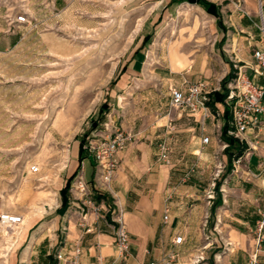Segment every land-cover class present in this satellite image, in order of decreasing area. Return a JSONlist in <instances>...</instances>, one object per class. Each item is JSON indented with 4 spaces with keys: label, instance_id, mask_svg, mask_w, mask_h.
<instances>
[{
    "label": "crops",
    "instance_id": "0c3cea01",
    "mask_svg": "<svg viewBox=\"0 0 264 264\" xmlns=\"http://www.w3.org/2000/svg\"><path fill=\"white\" fill-rule=\"evenodd\" d=\"M162 2L164 6L148 25L133 55L122 66L107 93L115 103L114 111L110 114L109 130L121 128L134 135V140L119 154L120 164L110 191L96 186V161L93 155L86 150L81 161L80 144L75 145L62 172L64 184L59 189L58 204L50 211L46 209V213L38 218L29 217L33 224L28 228L23 227L18 235H13V241L18 240L17 248L13 252L11 242L9 252L1 253L0 264H165L166 259L173 255L176 258L172 264H250L257 248V224L264 211V131L250 130L246 135L248 141L244 142L247 150L250 144L256 148L244 167L256 177H249L245 173L238 178L232 174L229 181L224 179L228 181L227 184L220 180L215 200L210 204L207 193L214 183H210L205 175L209 173L211 165L216 164L218 154L221 153L223 157L221 167H226L223 163L228 162L222 147L227 144L222 140V129L226 123L225 110L230 108L220 103L215 107L208 104L211 115L206 119L203 112L195 115L185 113L179 117L170 112L163 117V108L158 106L155 96L138 97L146 100L141 103L143 110L140 106L137 108V101L133 98L137 91H134L132 82L142 73L138 67L140 57L145 54L144 39L151 36L161 19L171 15L172 0ZM214 4L220 18L200 9L201 16L194 12V17L197 22L209 20L213 51L219 46L218 59L211 53L195 55L197 50L194 47L185 52L193 44L201 42L197 40L198 32H193L191 36L181 33L184 37L181 45L180 38L172 44L181 47V53L188 57V61L183 59L182 63H188L179 70L169 68L163 71L169 90L174 87L186 89L204 82L211 93L222 91V81L231 73L233 78L236 76L235 62H251L255 47L263 46L261 34L254 23H259L260 13L264 17V0H217ZM240 4L252 15L251 18L237 9ZM6 42L10 49L18 45L12 39ZM183 73V82L173 80L172 75ZM249 74L255 82L258 81L251 72ZM146 89L150 90L148 95H154L152 87ZM146 89H142L140 94ZM148 97L153 101L149 103ZM8 100L7 96L0 98L2 107ZM148 107H152L155 113H145ZM2 113L7 118L4 123L11 124L14 119L11 108L4 107ZM93 136L96 134L93 133ZM207 136L210 143L203 145V138ZM186 139L188 144L185 147H177V143ZM163 141L176 143L171 148L172 160L181 151L204 160L205 165H200V174L204 178L196 176V170L192 168L187 173L189 181L183 179L181 183L176 178L177 172L185 169L176 167L174 161L170 165L162 160L159 146ZM8 149H1L0 152L5 153ZM206 150H209L212 158L204 159ZM233 169L234 163L231 170H222V179ZM80 177L88 186L91 196L72 197L70 190L65 199L66 206L63 207L61 190L69 179L73 178V186ZM119 210L123 213L129 234V250L126 253H121L116 244L114 220ZM167 211L169 220L165 221ZM179 236L184 238V243L175 245L174 241ZM262 239L258 253L260 264H264V230ZM58 254L63 255V260L57 259Z\"/></svg>",
    "mask_w": 264,
    "mask_h": 264
},
{
    "label": "rangeland",
    "instance_id": "374dc122",
    "mask_svg": "<svg viewBox=\"0 0 264 264\" xmlns=\"http://www.w3.org/2000/svg\"><path fill=\"white\" fill-rule=\"evenodd\" d=\"M162 3V0H0V98L10 99L4 107H10L14 117L11 124L4 123L7 118L0 102V114L4 115H0V151L10 148L0 152V214L7 212L22 216L23 221L28 219L20 229L6 228L9 233L30 227L33 221L29 217L38 218L46 209L56 207L59 189L64 184L62 172L74 146L85 141L86 147L94 138L93 133L109 129L115 103L107 93L148 25L164 6ZM172 3L171 15L160 20L144 47L145 54L140 57L138 67L142 73L132 82L137 91L133 94L137 108L143 110L141 103L146 102L138 97L155 96L158 106L163 108V117L170 112L178 115L170 108L171 91L163 73L171 68L170 51L176 47L172 42L184 38L183 33L191 36L198 32L201 44L195 43L185 52L194 47L195 55L211 53L218 59L220 54L218 45L213 51L209 20L197 22L194 17V12L201 16L199 12L204 9L187 2ZM23 13L29 23L15 24ZM8 39L17 41V47L10 49ZM53 45L60 47L55 50ZM184 77V73L172 75L173 80L180 82ZM148 87L153 88L154 95L147 94ZM142 89L146 90L140 94ZM151 97L149 103L153 101ZM151 108L144 112L155 113ZM93 122L97 123L95 128ZM167 144L173 148L176 143ZM187 144L186 139L177 143V147ZM204 153V159L212 158L209 150ZM215 161L205 176L217 188L220 180L224 184V179L229 181L233 173H227L223 179V174L216 176L222 168L221 153ZM172 162L185 169L177 172L176 178L181 183L183 179L189 181L187 173L192 168L196 176L204 178L200 174L204 160L181 151L173 160L170 154L165 163ZM223 164L227 172L228 162ZM32 166L39 167L40 172L32 173ZM75 184L69 194L72 197ZM17 241H11L13 252ZM9 246L8 240L0 237V256L9 252Z\"/></svg>",
    "mask_w": 264,
    "mask_h": 264
},
{
    "label": "built area",
    "instance_id": "2783aa9c",
    "mask_svg": "<svg viewBox=\"0 0 264 264\" xmlns=\"http://www.w3.org/2000/svg\"><path fill=\"white\" fill-rule=\"evenodd\" d=\"M239 4V3H238ZM237 9L242 11L247 17L251 18L252 15L246 11L243 6L238 5ZM261 9V4H260ZM260 21L258 24L254 23L262 37L263 46L255 47L252 52L251 62H242L240 60L235 62V68L237 70L236 76L231 79L227 85L228 96L225 100L231 110V120L229 122L228 135L240 143H244L247 140V133L254 129L259 132L264 131V17L260 13ZM28 22V16L26 13L21 14L15 19V24L26 25ZM12 26V25H10ZM251 72L254 78L249 74ZM171 100L170 108L172 111L178 112L177 117L182 116L185 113L198 114L203 112V118H209L211 110L208 106L210 102L211 90L209 86L204 82H199L188 86L186 89L171 88ZM134 140V135L125 132L122 129H114L94 136L85 147L96 161V186L102 190L110 191L111 183L119 168L120 160L119 154L124 151L128 145ZM203 145L210 143V137H204L202 141ZM223 149L228 147L224 144ZM161 152V158L165 162L168 161V157L171 154V148L163 142L159 146ZM256 151V148L250 144V149L235 159L233 175L242 178L245 173H248L249 177H256L254 174L249 173L244 169L247 164L248 158L251 156V152ZM223 168V167H222ZM223 169H219L218 175L222 173ZM31 172L37 174L40 172V168L37 166L31 167ZM228 181L225 180L224 184ZM215 183L212 185V189L208 192V201L211 204L215 200ZM81 195L82 197H90L91 192L88 186L84 183L82 177L79 178L73 191V196ZM164 220H169V211L166 212ZM23 222V217L17 214H10L3 212L0 214V224L9 228L18 227ZM116 228V244L121 253H126L129 250V234L126 225L123 220V213L121 210L117 212V216L114 220ZM264 230V211L262 213V219L257 224V248L250 259V264H260L258 260V253L262 245V232ZM184 238L182 236L176 237L174 244L182 245ZM80 254V251H77ZM175 255L169 256L165 264H172ZM57 259L63 260V255L58 254ZM155 264V263H151Z\"/></svg>",
    "mask_w": 264,
    "mask_h": 264
},
{
    "label": "trees",
    "instance_id": "16d2710c",
    "mask_svg": "<svg viewBox=\"0 0 264 264\" xmlns=\"http://www.w3.org/2000/svg\"><path fill=\"white\" fill-rule=\"evenodd\" d=\"M172 2H187L191 5H199L201 6L208 14L215 16L217 18H220V15L217 11V7L214 3H211L207 0H172ZM219 26H222V22H219ZM150 40V37L147 36L144 39L143 42V47H145L148 42ZM233 79V73H231L230 75H228L223 81H222V91H215L213 93H211L210 95V102H209V106L211 107H215L216 104L220 103V104H225V100L228 96V89H227V84L229 83V81ZM231 119V115H230V110L226 109L225 110V120L226 123L222 129V140L224 142H226L228 144V147L225 149V154L228 156V167L230 168V170L233 168V162L235 161V159L241 157L245 151L247 150V145L244 143H240L238 140L230 137L228 135V131H229V120ZM93 128H95L97 126L96 122H93ZM85 141H82L80 144V160H83V155L86 151L85 149ZM72 182H73V178L69 179L67 181V185L64 189L61 190V196L63 199V207L66 206V196L67 194L70 192L71 188H72Z\"/></svg>",
    "mask_w": 264,
    "mask_h": 264
},
{
    "label": "bare ground",
    "instance_id": "6f19581e",
    "mask_svg": "<svg viewBox=\"0 0 264 264\" xmlns=\"http://www.w3.org/2000/svg\"><path fill=\"white\" fill-rule=\"evenodd\" d=\"M182 42H183V39L180 42V45ZM59 47H60V45H53L52 46V48L55 50L59 49ZM180 48L181 47L176 46L170 51V62H171V68L173 70L182 69V67H184L186 65V63H188V62H185V64L182 63V60L185 59V61H186L188 59V57L181 53ZM27 220L28 219H25V221H23L22 224H20L16 229H18L20 226H24L26 224ZM6 228H9V227L0 224V237L8 240V243L10 244L11 241L14 240L13 235H18L19 232H16L12 235L6 230Z\"/></svg>",
    "mask_w": 264,
    "mask_h": 264
}]
</instances>
